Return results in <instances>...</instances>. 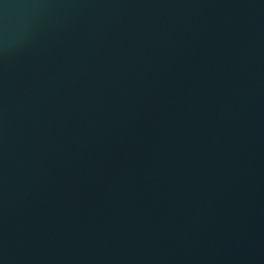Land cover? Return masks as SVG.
Instances as JSON below:
<instances>
[{
	"label": "water",
	"instance_id": "obj_1",
	"mask_svg": "<svg viewBox=\"0 0 264 264\" xmlns=\"http://www.w3.org/2000/svg\"><path fill=\"white\" fill-rule=\"evenodd\" d=\"M0 264H264V0H0Z\"/></svg>",
	"mask_w": 264,
	"mask_h": 264
}]
</instances>
